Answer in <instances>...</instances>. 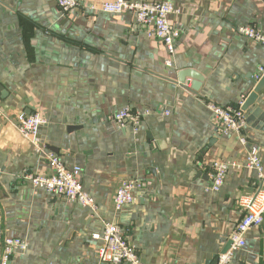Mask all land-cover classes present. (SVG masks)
<instances>
[{"label": "crops", "instance_id": "0c3cea01", "mask_svg": "<svg viewBox=\"0 0 264 264\" xmlns=\"http://www.w3.org/2000/svg\"><path fill=\"white\" fill-rule=\"evenodd\" d=\"M106 1L82 0L64 12L57 0H0V231L27 242L11 264H114L100 263L101 240L93 238L105 221L123 228L145 264H211L258 175L234 167L219 191L207 189L205 164H244L246 148L237 135L222 134L206 103L237 105L253 91L264 45L236 29L264 31V0H168L180 32L174 54L137 27L134 12L101 11ZM185 69L204 76L199 89L191 78L181 82ZM251 106L264 112V91ZM125 107L143 115L138 131L115 121ZM21 112L44 117L39 142L67 166L82 167L97 212L24 178L52 170L8 120L16 123ZM255 118L246 133L264 165ZM125 179L144 186L116 209ZM230 264H264V222L247 232Z\"/></svg>", "mask_w": 264, "mask_h": 264}, {"label": "built area", "instance_id": "2783aa9c", "mask_svg": "<svg viewBox=\"0 0 264 264\" xmlns=\"http://www.w3.org/2000/svg\"><path fill=\"white\" fill-rule=\"evenodd\" d=\"M62 11L70 12L82 5V0H57ZM101 11L108 13H121L132 11L136 15V25L145 29L150 36L161 39L166 45L169 53L176 52V41L180 36L178 29L174 28L170 16L176 12L175 5L168 0L143 1V0H112L106 1L100 7ZM236 32L243 37L264 45V31L253 25L238 26ZM171 65V59L167 60ZM264 77V63L258 66L254 79L258 82ZM187 82L188 86H191ZM247 96H243L237 105H221L215 102H207L214 122L224 135H237L241 144L246 148L245 163H237L220 159L208 161L205 166L210 176L208 190L219 191L225 183L228 171L234 167L245 166L257 171L258 184L253 193L242 195L238 200L241 210V219L231 236V246L226 252L217 254L216 264H230L234 259L236 251L246 245V234L253 228L264 222V165L256 146L250 143L246 133L247 118L243 105ZM1 112V109H0ZM141 113L134 112L125 107L114 116L115 121L121 127L131 125L138 131ZM8 118V116H7ZM8 120L16 127L18 132L26 140L32 141L36 151L43 154L50 166V174L26 172L24 178L29 180L34 187L45 189L53 194L61 196L64 200L79 203L97 212L98 207L94 197L85 190L81 180L82 167L80 165L67 166L60 156L48 151L38 140L40 127L45 119L38 113L28 114L21 112L17 115L16 123ZM144 186L138 179H125L115 193L114 205L121 209L124 205L131 203L135 198V191ZM95 240H101L99 248L100 263H126L145 264L135 245L130 243L125 231L118 224L110 221L104 222L102 233L94 234ZM0 264H11L13 256L27 248V242L19 237L4 235L0 231Z\"/></svg>", "mask_w": 264, "mask_h": 264}, {"label": "water", "instance_id": "95a60500", "mask_svg": "<svg viewBox=\"0 0 264 264\" xmlns=\"http://www.w3.org/2000/svg\"><path fill=\"white\" fill-rule=\"evenodd\" d=\"M187 78L193 79V88L197 90L200 88L201 83L204 79V76L198 71L193 70V69L182 70V72L179 73V79L181 80V82H185ZM253 81L256 83V85L253 91L247 97L243 105V109L246 112L247 122L251 123L253 120L256 121L255 117L259 116L262 122L260 123L261 125H258L257 127L264 130L263 110L260 107L255 108L253 112L251 110V107H252L251 105L254 104L258 100L260 94L264 91V77L258 82L253 78ZM231 243H232V240H230L228 244L225 246L224 250L222 251L223 253L226 252L230 248ZM217 261H218V258L216 256L214 260L211 261V264H216Z\"/></svg>", "mask_w": 264, "mask_h": 264}, {"label": "rangeland", "instance_id": "374dc122", "mask_svg": "<svg viewBox=\"0 0 264 264\" xmlns=\"http://www.w3.org/2000/svg\"><path fill=\"white\" fill-rule=\"evenodd\" d=\"M161 1V0H160ZM163 1H165V0H163Z\"/></svg>", "mask_w": 264, "mask_h": 264}, {"label": "bare ground", "instance_id": "6f19581e", "mask_svg": "<svg viewBox=\"0 0 264 264\" xmlns=\"http://www.w3.org/2000/svg\"><path fill=\"white\" fill-rule=\"evenodd\" d=\"M246 113V112H245Z\"/></svg>", "mask_w": 264, "mask_h": 264}]
</instances>
